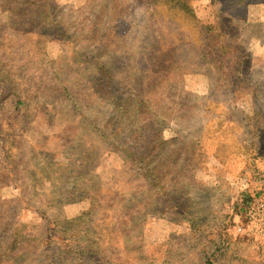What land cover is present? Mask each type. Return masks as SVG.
Instances as JSON below:
<instances>
[{"label": "rangeland", "instance_id": "374dc122", "mask_svg": "<svg viewBox=\"0 0 264 264\" xmlns=\"http://www.w3.org/2000/svg\"><path fill=\"white\" fill-rule=\"evenodd\" d=\"M0 264H264V0H0Z\"/></svg>", "mask_w": 264, "mask_h": 264}, {"label": "built area", "instance_id": "2783aa9c", "mask_svg": "<svg viewBox=\"0 0 264 264\" xmlns=\"http://www.w3.org/2000/svg\"><path fill=\"white\" fill-rule=\"evenodd\" d=\"M241 230H242L241 227L238 226V227H237V231H238V232H241Z\"/></svg>", "mask_w": 264, "mask_h": 264}, {"label": "trees", "instance_id": "16d2710c", "mask_svg": "<svg viewBox=\"0 0 264 264\" xmlns=\"http://www.w3.org/2000/svg\"><path fill=\"white\" fill-rule=\"evenodd\" d=\"M247 204H248V203H247ZM247 204H246V205H247ZM248 207H249V206H247V208H245V211L248 209Z\"/></svg>", "mask_w": 264, "mask_h": 264}]
</instances>
